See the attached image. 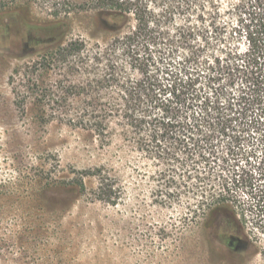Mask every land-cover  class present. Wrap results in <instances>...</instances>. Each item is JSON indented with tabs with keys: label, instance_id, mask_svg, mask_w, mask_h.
<instances>
[{
	"label": "rangeland",
	"instance_id": "1",
	"mask_svg": "<svg viewBox=\"0 0 264 264\" xmlns=\"http://www.w3.org/2000/svg\"><path fill=\"white\" fill-rule=\"evenodd\" d=\"M134 1L171 33L187 22L177 0ZM115 9L0 0V264H264V215L247 210L245 228L210 226L204 193L220 185L197 178L209 171L199 156L143 151L114 118L105 135L92 128L95 115L105 120L89 90L94 64L59 48L81 40L88 53L125 37L135 15L109 18ZM231 235L245 238L241 250L223 247Z\"/></svg>",
	"mask_w": 264,
	"mask_h": 264
},
{
	"label": "trees",
	"instance_id": "2",
	"mask_svg": "<svg viewBox=\"0 0 264 264\" xmlns=\"http://www.w3.org/2000/svg\"><path fill=\"white\" fill-rule=\"evenodd\" d=\"M104 1L118 8L109 18L135 15L125 37L88 53L81 40L59 48L94 64L89 90L105 120L95 115L92 128L105 135L114 118L138 136L143 151L199 156L209 171L197 178L214 175L220 185L204 193L210 226L245 228L247 210L264 215V0H177L188 15L174 33L150 5ZM213 164L221 168L217 173Z\"/></svg>",
	"mask_w": 264,
	"mask_h": 264
},
{
	"label": "flooded vegetation",
	"instance_id": "3",
	"mask_svg": "<svg viewBox=\"0 0 264 264\" xmlns=\"http://www.w3.org/2000/svg\"><path fill=\"white\" fill-rule=\"evenodd\" d=\"M245 243H246L245 238L241 237L240 235H231L228 238L227 244H223V247H225L231 252H237L241 250V247H243V244Z\"/></svg>",
	"mask_w": 264,
	"mask_h": 264
}]
</instances>
